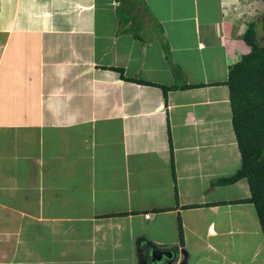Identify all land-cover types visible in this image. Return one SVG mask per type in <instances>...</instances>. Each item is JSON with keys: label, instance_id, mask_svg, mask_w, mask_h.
<instances>
[{"label": "crops", "instance_id": "crops-1", "mask_svg": "<svg viewBox=\"0 0 264 264\" xmlns=\"http://www.w3.org/2000/svg\"><path fill=\"white\" fill-rule=\"evenodd\" d=\"M231 6L0 0V264H264Z\"/></svg>", "mask_w": 264, "mask_h": 264}, {"label": "trees", "instance_id": "trees-1", "mask_svg": "<svg viewBox=\"0 0 264 264\" xmlns=\"http://www.w3.org/2000/svg\"><path fill=\"white\" fill-rule=\"evenodd\" d=\"M250 51L231 67L232 121L242 157L240 169L218 183H234L246 178L264 234V38L259 37L257 22L243 35ZM182 233V226H181Z\"/></svg>", "mask_w": 264, "mask_h": 264}, {"label": "rangeland", "instance_id": "rangeland-1", "mask_svg": "<svg viewBox=\"0 0 264 264\" xmlns=\"http://www.w3.org/2000/svg\"><path fill=\"white\" fill-rule=\"evenodd\" d=\"M246 7H240L237 10L233 7L234 18L239 21V30L242 32L244 28L252 22H257V27L261 30V41L264 38V0H244ZM240 12L241 15H240ZM231 14V13H230ZM264 43V42H263Z\"/></svg>", "mask_w": 264, "mask_h": 264}, {"label": "water", "instance_id": "water-1", "mask_svg": "<svg viewBox=\"0 0 264 264\" xmlns=\"http://www.w3.org/2000/svg\"><path fill=\"white\" fill-rule=\"evenodd\" d=\"M147 256L149 257L151 264H168L167 259H172L174 255L172 252L166 250L151 248L148 250ZM181 264H186V262H182Z\"/></svg>", "mask_w": 264, "mask_h": 264}, {"label": "built area", "instance_id": "built-area-1", "mask_svg": "<svg viewBox=\"0 0 264 264\" xmlns=\"http://www.w3.org/2000/svg\"><path fill=\"white\" fill-rule=\"evenodd\" d=\"M243 2H244V0H231L232 6H231V8H229V10L227 9V11H225V14L231 13V12H232L231 14H233L234 13L233 7H235L236 10L240 7H246L243 4ZM241 13L242 12H240V15H241ZM247 29H248V26L242 30V33H245Z\"/></svg>", "mask_w": 264, "mask_h": 264}]
</instances>
